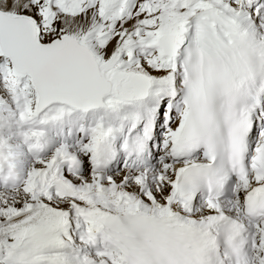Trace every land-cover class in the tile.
<instances>
[{
	"label": "snow or ice",
	"instance_id": "obj_1",
	"mask_svg": "<svg viewBox=\"0 0 264 264\" xmlns=\"http://www.w3.org/2000/svg\"><path fill=\"white\" fill-rule=\"evenodd\" d=\"M0 264H264V0H0Z\"/></svg>",
	"mask_w": 264,
	"mask_h": 264
}]
</instances>
